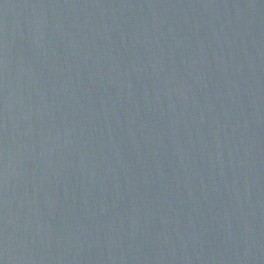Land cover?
Masks as SVG:
<instances>
[{
  "label": "water",
  "instance_id": "obj_1",
  "mask_svg": "<svg viewBox=\"0 0 264 264\" xmlns=\"http://www.w3.org/2000/svg\"><path fill=\"white\" fill-rule=\"evenodd\" d=\"M0 264H264V0H0Z\"/></svg>",
  "mask_w": 264,
  "mask_h": 264
}]
</instances>
